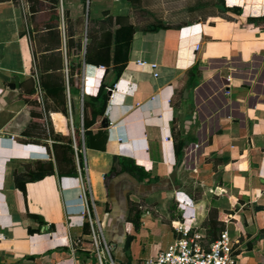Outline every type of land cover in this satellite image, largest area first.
I'll list each match as a JSON object with an SVG mask.
<instances>
[{
  "label": "crops",
  "instance_id": "crops-1",
  "mask_svg": "<svg viewBox=\"0 0 264 264\" xmlns=\"http://www.w3.org/2000/svg\"><path fill=\"white\" fill-rule=\"evenodd\" d=\"M135 2L59 0L54 8L49 0H0V264H98L81 214L83 187L118 262L154 257L177 238L176 220L191 214L202 228L214 208L241 244L237 264H264V0ZM57 19L58 29L74 33L72 59L82 44L77 91L66 74L77 155L69 118L45 94L44 107L36 100L38 48H56L41 38ZM129 23L128 61L102 118L109 122L106 150L89 148L85 127L83 149L85 102L111 78L103 65L85 62V49ZM159 23L171 27L146 29ZM114 157L141 171L110 176ZM48 164L52 172L28 181L25 191L17 187L15 172ZM136 206L138 230L130 221Z\"/></svg>",
  "mask_w": 264,
  "mask_h": 264
},
{
  "label": "trees",
  "instance_id": "trees-1",
  "mask_svg": "<svg viewBox=\"0 0 264 264\" xmlns=\"http://www.w3.org/2000/svg\"><path fill=\"white\" fill-rule=\"evenodd\" d=\"M52 2L53 7L56 8L59 0H49ZM130 3L136 7L135 0H129ZM139 1V0H138ZM57 13V11L55 10ZM67 18V13H65V21ZM118 23V19L115 20ZM171 25L165 23H159L157 26H147L146 29L156 30L159 28H170ZM50 29H47L48 33L46 37L41 38V42L46 45L49 42H55L57 44L56 48H38L40 53L37 62V69L40 73V84L44 90V94L47 97V105L51 106V102L58 111H60L64 116L68 117L67 110V100H66V73L65 68H67V78L68 83L72 89V92L77 91V85H79V78L81 73L82 61L80 60V54L82 53V44L79 42L76 44V49L78 56L71 58V48L72 43L74 42L73 36L74 33L67 29H58V19L54 26H50ZM55 28V29H53ZM133 24H125L119 26L114 32L109 30L105 31L100 38L94 43L87 45L84 52V60L86 63L94 65H103L106 68L105 72L111 71V78L108 82L102 83L99 93L96 97L90 98L85 102V108L88 109V113H85L84 117V127L87 129V133L91 134L92 132L97 131V128H100L101 121L104 115V110L108 100V91L113 89V86L116 80L121 75L124 67L128 61V52L130 48L131 38L134 33ZM64 39V44L62 42ZM110 70V71H109ZM77 76V78H76ZM78 82H77V80ZM31 115L33 118H40L41 113L38 105L35 100L31 106ZM96 127V128H95ZM30 135V132H26L25 135ZM77 134V133H76ZM38 136L30 137L31 142H39L37 139ZM65 146L63 147L67 151L73 152L72 141L71 139H64ZM57 145H54V150L57 149ZM39 172L35 173L31 170H28L27 173H14V181L17 187L25 191V185L28 181L35 180L49 174L53 171L52 165L48 164L47 166L42 165L38 166L37 169ZM141 171L140 168L135 164L134 161L125 159L123 157H114L112 163V169L110 176H115L122 172H129L131 174H136V172ZM77 172L74 169H70L67 174L71 176ZM35 217L33 215H30ZM140 218L141 211L138 207H135L134 216L131 218L132 227L136 230L140 228ZM86 228V233H90L89 224L86 222L84 224ZM202 228L205 230V242L212 243L214 242L221 231L224 230L223 222L218 219V213L216 209L212 208L209 210L208 217ZM33 232V231H31ZM85 255V252H82Z\"/></svg>",
  "mask_w": 264,
  "mask_h": 264
},
{
  "label": "built area",
  "instance_id": "built-area-1",
  "mask_svg": "<svg viewBox=\"0 0 264 264\" xmlns=\"http://www.w3.org/2000/svg\"><path fill=\"white\" fill-rule=\"evenodd\" d=\"M140 65L144 63L138 61ZM153 74L156 77L158 75L155 72V65L151 66ZM102 72L105 73L104 67ZM67 74V68H65ZM38 81V77L35 76ZM116 85L114 84L113 87ZM112 90V89H111ZM67 93V110L68 118L71 124V132L73 135V147L75 153H79L80 150L77 148L76 140L74 137V127L72 121V112L70 104V91L68 83L66 85ZM36 100L44 107V90L40 84H37ZM83 104V94L81 97V105ZM81 136L83 141V149H85V129L83 126V113L81 115ZM180 194L178 193V196ZM81 201L84 203V209L82 210V217L86 219L89 224L90 237H91V251L95 254L98 264H123L116 262L111 254V247L107 243L102 233V227L97 215L92 214L95 212V204L92 201L90 204L89 190L87 187L82 188V192L79 195ZM182 199V200H181ZM180 205L187 207L184 198H179ZM252 204V201H250ZM85 222V223H86ZM68 223L72 224V217L69 216ZM173 228L178 235L174 241L167 245L164 249L160 250L154 257L143 259L135 264H237L239 258V250L241 247L240 242L233 241L230 238L227 229L221 231L217 239L212 243H206L205 233L202 228L195 224V217L191 214L183 216V219L176 220L173 223Z\"/></svg>",
  "mask_w": 264,
  "mask_h": 264
},
{
  "label": "water",
  "instance_id": "water-1",
  "mask_svg": "<svg viewBox=\"0 0 264 264\" xmlns=\"http://www.w3.org/2000/svg\"><path fill=\"white\" fill-rule=\"evenodd\" d=\"M112 94V90L108 91V96ZM109 125V122L107 119H103L101 121L100 128L92 134L87 135V144L90 149L98 150V151H105L106 150V144L109 138L107 127ZM261 207H256L257 210H259ZM132 241V236H127L126 242H125V249L128 251L130 248V244Z\"/></svg>",
  "mask_w": 264,
  "mask_h": 264
},
{
  "label": "rangeland",
  "instance_id": "rangeland-1",
  "mask_svg": "<svg viewBox=\"0 0 264 264\" xmlns=\"http://www.w3.org/2000/svg\"><path fill=\"white\" fill-rule=\"evenodd\" d=\"M70 126V131H71V124L69 125ZM39 133L41 134V132L39 131ZM171 207V206H170ZM177 212V211H176ZM170 213H172V211L170 212ZM178 213V212H177ZM218 219H219V217H218ZM107 241V240H106ZM107 243H108V241H107ZM109 244V243H108ZM110 246V245H109ZM127 253V252H126ZM139 260V259H138ZM138 260H136V261H138ZM115 261H117L116 259H115ZM118 262V261H117Z\"/></svg>",
  "mask_w": 264,
  "mask_h": 264
}]
</instances>
